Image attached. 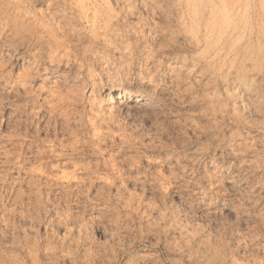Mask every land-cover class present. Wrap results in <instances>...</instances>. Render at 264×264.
Here are the masks:
<instances>
[{
  "label": "clouds",
  "instance_id": "obj_1",
  "mask_svg": "<svg viewBox=\"0 0 264 264\" xmlns=\"http://www.w3.org/2000/svg\"><path fill=\"white\" fill-rule=\"evenodd\" d=\"M0 264H264V0H0Z\"/></svg>",
  "mask_w": 264,
  "mask_h": 264
}]
</instances>
